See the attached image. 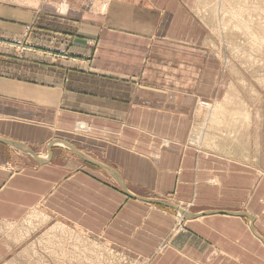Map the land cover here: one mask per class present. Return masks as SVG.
Here are the masks:
<instances>
[{
	"label": "crops",
	"instance_id": "obj_1",
	"mask_svg": "<svg viewBox=\"0 0 264 264\" xmlns=\"http://www.w3.org/2000/svg\"><path fill=\"white\" fill-rule=\"evenodd\" d=\"M204 2L0 0V137L47 159L0 142V262L54 219L141 264H264L262 121L229 113L232 140L202 126L207 102L246 105L228 96ZM186 203L187 231L157 252Z\"/></svg>",
	"mask_w": 264,
	"mask_h": 264
},
{
	"label": "rangeland",
	"instance_id": "obj_2",
	"mask_svg": "<svg viewBox=\"0 0 264 264\" xmlns=\"http://www.w3.org/2000/svg\"><path fill=\"white\" fill-rule=\"evenodd\" d=\"M203 4L200 10L203 15L202 20L210 34L209 44L217 53L220 66L223 68L228 66L233 70L234 85L228 96L233 97L235 102H246L245 104L250 107V115H252L251 131L257 127L256 124L259 121H262L259 126L264 132V116L257 110L264 100V0H206ZM64 10L65 7H62L63 12ZM11 40H21V38L14 37ZM15 50L18 48L16 47ZM17 52L23 53L24 50L20 49ZM224 99L215 101L216 105L213 104L214 102H207L202 105V112H205L206 107H211L208 105L224 107ZM233 108L228 110L231 114L236 111L232 116V121L236 120L237 125H240L239 123L243 122L239 121L242 118L238 114V111H241L238 109L241 105H234ZM207 115L206 112L202 117V126H217L211 131H204L207 134L232 140L233 136L238 133L237 127L231 125L227 127L229 117L226 121H210L211 115ZM214 121L217 123L214 124ZM81 124L83 127L80 126ZM80 125L79 132L89 130L87 123H80ZM202 135L207 137L203 133ZM259 139L261 138L253 134L251 144ZM199 140L201 145L204 143L210 145L208 141L201 142L200 137ZM1 155L4 157L2 159L12 156L11 151L6 147L0 148ZM183 205L186 208L183 210L187 211V208L193 204ZM179 214L178 209L177 211L172 210L176 222L157 246V252L165 250L176 235L187 231V227H184L186 217L179 219ZM40 222L35 221V225L33 223L31 229L36 231L25 244H11L10 253L0 264H141V258L136 259L134 254L96 241L76 228L60 224L54 227L56 222L54 219L46 221L45 224Z\"/></svg>",
	"mask_w": 264,
	"mask_h": 264
},
{
	"label": "water",
	"instance_id": "obj_3",
	"mask_svg": "<svg viewBox=\"0 0 264 264\" xmlns=\"http://www.w3.org/2000/svg\"><path fill=\"white\" fill-rule=\"evenodd\" d=\"M0 142H4L6 144H9L10 146L17 148L23 152H26L28 154H30L32 157H34L38 162H45L47 161V159H43L41 158L31 147H29L26 144H23L21 142H17L15 140H11V139H7V138H2L0 137ZM79 156H81L85 161L92 163L94 165H97L101 168H106L108 169L106 166H104L103 164L91 159L90 157H88L86 154L82 153L80 150L76 149L74 146H72L71 144H68ZM51 146V144H50ZM49 146V147H50ZM112 171V170H111ZM114 172V171H113ZM187 215V212H186Z\"/></svg>",
	"mask_w": 264,
	"mask_h": 264
},
{
	"label": "bare ground",
	"instance_id": "obj_4",
	"mask_svg": "<svg viewBox=\"0 0 264 264\" xmlns=\"http://www.w3.org/2000/svg\"><path fill=\"white\" fill-rule=\"evenodd\" d=\"M66 10V9H65ZM64 10V11H65ZM233 99V98H232ZM225 100V99H224ZM226 101V100H225ZM216 105V104H215ZM220 105V104H219ZM214 106V105H213ZM209 108V107H208ZM228 108V107H227ZM227 108H224L223 109V107H216V106H214L211 110L209 109V114L211 115L210 117V121H212V120H221V119H225V116L227 115V114H229V111L228 110H230V109H227ZM233 108V107H232ZM248 107L246 106V105H244V108L242 109L243 111H238V114H239V116H241V118L242 119H244V122H246V124L248 125L250 122V118H251V113H250V109H247ZM234 109V108H233ZM235 109H237V108H235ZM236 112V111H235ZM234 112V113H235ZM240 112H242V113H240ZM237 114V113H236ZM235 114V115H236ZM241 114V115H240ZM235 117V116H234ZM215 122V121H214ZM217 122H215L214 124H216ZM220 125V124H219ZM222 125V124H221ZM81 127H83V125L81 124L80 125ZM245 128V127H244ZM210 129V128H209ZM221 134V133H220ZM232 138V137H231ZM206 139V138H205ZM238 139V138H237ZM199 140V139H198ZM224 140V139H223ZM195 141V140H194ZM193 141V142H194ZM216 141V140H215ZM224 142V141H223ZM200 143V142H199ZM209 143V142H208ZM221 144V143H220ZM204 145H205V143H204ZM207 145V144H206ZM224 150V149H223ZM182 212H183V210H182ZM185 212V211H184ZM183 212V213H184ZM187 212V211H186ZM186 212H185V216H187L186 215ZM180 214H179V216H178V218L180 219H182V217H184V215L183 214H181V212H179ZM178 224V223H177ZM179 225V224H178Z\"/></svg>",
	"mask_w": 264,
	"mask_h": 264
},
{
	"label": "built area",
	"instance_id": "obj_5",
	"mask_svg": "<svg viewBox=\"0 0 264 264\" xmlns=\"http://www.w3.org/2000/svg\"><path fill=\"white\" fill-rule=\"evenodd\" d=\"M3 42H5L6 44H8L9 46H11V47H17L18 48V50H20L21 49V51L22 50H31L32 49V44H30L29 42H26V41H24V40H11V39H5ZM183 212H184V210H183ZM183 212H181V214H185V212L183 213ZM175 222H176V220H175ZM185 228L187 227L186 226V224H185V226H184ZM187 229V228H186Z\"/></svg>",
	"mask_w": 264,
	"mask_h": 264
}]
</instances>
